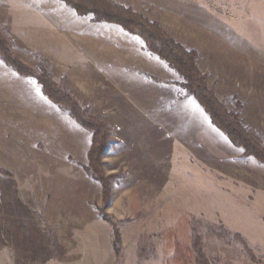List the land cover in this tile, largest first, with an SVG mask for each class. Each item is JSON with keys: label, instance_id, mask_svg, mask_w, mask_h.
Returning a JSON list of instances; mask_svg holds the SVG:
<instances>
[{"label": "rangeland", "instance_id": "374dc122", "mask_svg": "<svg viewBox=\"0 0 264 264\" xmlns=\"http://www.w3.org/2000/svg\"><path fill=\"white\" fill-rule=\"evenodd\" d=\"M116 1L196 50L264 144V0ZM0 28L107 125L111 183L106 201L92 130L0 57V264H264V164L143 38L61 0H0Z\"/></svg>", "mask_w": 264, "mask_h": 264}, {"label": "trees", "instance_id": "16d2710c", "mask_svg": "<svg viewBox=\"0 0 264 264\" xmlns=\"http://www.w3.org/2000/svg\"><path fill=\"white\" fill-rule=\"evenodd\" d=\"M79 15H93L98 22L120 25L128 32L144 39L148 48L177 70L184 78L183 87L188 95L197 99L212 123L224 132L230 141L243 148V157H252L264 164V144L256 140L245 126L241 112L230 110L209 87L207 76L198 66L200 58L196 50H189L175 40L158 21H152L142 13L116 0H61ZM0 57L24 77L35 79L49 99L66 108L85 127L93 132L89 151L90 169L103 186L104 199L111 195V183L104 176L102 157L110 145L109 129L98 118L89 114L66 87L58 84L45 70H37L20 57L7 33L0 28ZM148 78L154 79L147 75ZM155 80V79H154ZM227 231V230H226ZM229 232L227 231V234ZM231 234V233H229ZM240 239L251 253L247 240L239 233ZM119 244L115 239L116 247Z\"/></svg>", "mask_w": 264, "mask_h": 264}, {"label": "crops", "instance_id": "0c3cea01", "mask_svg": "<svg viewBox=\"0 0 264 264\" xmlns=\"http://www.w3.org/2000/svg\"><path fill=\"white\" fill-rule=\"evenodd\" d=\"M254 159V158H253ZM257 161V160H256ZM259 162V161H258ZM261 163V162H260ZM263 164V163H262Z\"/></svg>", "mask_w": 264, "mask_h": 264}]
</instances>
